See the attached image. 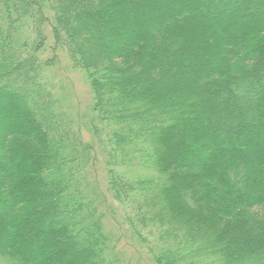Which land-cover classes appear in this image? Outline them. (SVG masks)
I'll return each mask as SVG.
<instances>
[{"label": "trees", "instance_id": "obj_1", "mask_svg": "<svg viewBox=\"0 0 264 264\" xmlns=\"http://www.w3.org/2000/svg\"><path fill=\"white\" fill-rule=\"evenodd\" d=\"M50 38L90 84L139 252L264 264V0H0V264L131 262L88 194L94 144L48 74Z\"/></svg>", "mask_w": 264, "mask_h": 264}, {"label": "rangeland", "instance_id": "obj_2", "mask_svg": "<svg viewBox=\"0 0 264 264\" xmlns=\"http://www.w3.org/2000/svg\"><path fill=\"white\" fill-rule=\"evenodd\" d=\"M42 56L54 59L53 62L56 66L50 68L48 74L57 83L61 100L65 103L66 109L71 111L76 123L81 126V134L84 140L94 144L87 174L90 185L88 194L92 198L96 197L97 191L102 194H100V197L103 198L100 210L105 214L106 230L112 234L116 231L119 232L117 248L123 247L125 249L127 257L131 259L130 264H153L149 255L146 253L142 255L134 240L128 236V233H124L122 207L110 197V194L108 195L107 159L106 154L100 149V144L95 141L93 128L90 125L94 119V101L90 84L84 72L72 65L66 51L55 45L52 38L48 40ZM136 171L143 172L144 170L138 168Z\"/></svg>", "mask_w": 264, "mask_h": 264}]
</instances>
